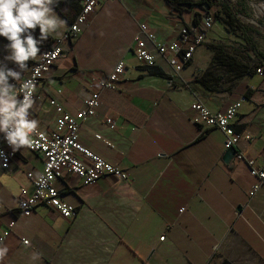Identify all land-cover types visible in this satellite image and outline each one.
<instances>
[{
    "label": "crops",
    "instance_id": "obj_1",
    "mask_svg": "<svg viewBox=\"0 0 264 264\" xmlns=\"http://www.w3.org/2000/svg\"><path fill=\"white\" fill-rule=\"evenodd\" d=\"M79 5L80 0H56L53 11L64 22L61 34ZM194 13L201 15V9L171 13L163 0L100 1L82 34L64 45L37 89L32 115L48 131L55 121L49 99L74 113L98 96L96 113L80 125L79 141L118 163L128 178L107 176L83 184L64 173L54 184L76 215L66 219L45 204L24 215L17 208L18 194L23 186L31 190L26 172L39 173L43 161L28 148L17 150L14 159L0 165V234L14 221L0 240V249H7L0 264H264V186L248 196L257 179L245 161L225 160L222 132L213 128L201 134L189 118L194 101L223 111L242 98L232 127L249 139L241 138L235 147L258 156L264 145V75L256 68L264 71V64L239 76L222 67L232 79H213L207 70L214 50L207 43L222 46L238 63L251 66L254 59L240 31L230 36L218 20L178 73L160 59L151 67L137 64L130 47L135 36L143 37L142 28L158 42L172 41L181 26H191ZM56 37L42 42L41 51ZM3 43L0 39V58ZM36 59L28 62L24 76ZM118 60L125 69L117 87L102 88L100 81ZM195 77L204 83L191 89L187 83ZM33 252L37 261L29 259Z\"/></svg>",
    "mask_w": 264,
    "mask_h": 264
},
{
    "label": "built area",
    "instance_id": "obj_2",
    "mask_svg": "<svg viewBox=\"0 0 264 264\" xmlns=\"http://www.w3.org/2000/svg\"><path fill=\"white\" fill-rule=\"evenodd\" d=\"M100 1L111 0H81L78 12L66 30L54 38L52 44L43 49L38 58L30 65L29 73L24 77H31L35 81L34 99L38 97L36 92L45 74L62 56L64 45L71 44L82 34ZM213 21L212 11L206 12L201 15L198 31L193 38H191L188 28L183 25L179 28L177 36L169 42L156 41L150 32L142 28L140 33L143 37L135 36L130 46L133 57L137 64L146 67L156 65L160 59L173 73H178L189 63L196 47L205 41L206 32L212 26ZM124 69L125 64L122 60L115 62L107 76L100 81V86L115 89ZM256 71L263 74L260 67L256 68ZM241 100L242 98L230 103L223 111L211 110L204 102L194 101L189 105L190 121L197 126L201 134L213 128L220 130L223 134L225 149L235 146L241 138L249 139L248 134L237 133L232 127ZM47 103L55 112L54 126L48 131L38 127V131L44 134V139L41 140L36 136L35 146L28 148L40 155L43 161L42 170L37 174L31 171L26 172L31 190L28 191L26 186L21 187L17 197V208L20 213L29 215L37 204H45L64 218L72 219L76 215L77 209L61 199L54 184L64 173L75 175L83 184L92 183L107 176L127 180L128 173L118 163L105 160L79 141L80 125L87 117L96 113L99 106L98 96L86 99L83 107L74 113L65 111L55 99H49ZM105 122L110 128L112 127L113 123L109 117L105 119ZM94 136L101 138L99 134ZM0 151L4 153V156L0 157V165L9 163L17 154V151L13 152L2 138H0ZM235 156L237 159L245 161L249 173L257 179L248 191V196H252L261 186H264V145L256 157L246 156L241 152H236ZM42 174L50 176L51 179L41 188L36 183V177ZM13 226L14 221H10L7 229L0 234V240L8 234ZM163 238L164 235L159 237L161 240ZM21 242L29 243L25 238H22Z\"/></svg>",
    "mask_w": 264,
    "mask_h": 264
},
{
    "label": "clouds",
    "instance_id": "obj_3",
    "mask_svg": "<svg viewBox=\"0 0 264 264\" xmlns=\"http://www.w3.org/2000/svg\"><path fill=\"white\" fill-rule=\"evenodd\" d=\"M56 0H0V39L4 55L0 58V138L13 152L35 146V137L44 139L38 131L33 93L35 81L24 77L29 61L41 53L40 45L50 35L59 36L64 22L54 13ZM14 65L9 67L8 63ZM0 151V157H3ZM46 174L38 175L41 188L50 181ZM7 249H0V255ZM29 259L37 261L33 252Z\"/></svg>",
    "mask_w": 264,
    "mask_h": 264
},
{
    "label": "trees",
    "instance_id": "obj_4",
    "mask_svg": "<svg viewBox=\"0 0 264 264\" xmlns=\"http://www.w3.org/2000/svg\"><path fill=\"white\" fill-rule=\"evenodd\" d=\"M81 1V0H80ZM165 4L168 6L169 11L171 13H175L180 15L186 7L197 6L201 10L206 12L212 11L213 19L218 20V15L222 12L225 15V19H222L223 22L233 27L236 30H239L242 34L244 40V49L251 50L254 59L251 62V66L248 64L238 63V61L230 55L225 54V50L222 49V46L207 43V46L214 50L213 54V65L224 67L226 70H231L235 72V76L250 74L252 72V68L256 66L257 63L264 64V55L256 49L252 42V32L247 24L240 20L237 12H236V4L233 0H163ZM80 6V5H79ZM201 15L199 13H194L191 21V26L184 25L188 28L190 34H193L192 29L197 27L200 23ZM212 71V65L209 67L207 72ZM212 73V72H211ZM264 75V71H263ZM216 79L218 77L214 76ZM199 83L203 85L204 79L202 77H195L192 81H189L187 85L191 89H195V85Z\"/></svg>",
    "mask_w": 264,
    "mask_h": 264
},
{
    "label": "rangeland",
    "instance_id": "obj_5",
    "mask_svg": "<svg viewBox=\"0 0 264 264\" xmlns=\"http://www.w3.org/2000/svg\"><path fill=\"white\" fill-rule=\"evenodd\" d=\"M233 1L236 4V12L240 20L253 29L251 37L254 46H256L258 50L264 52V0ZM202 14H206V11L201 10V15ZM222 19H225V15L220 12L218 15V21L225 25L228 35L238 37V32L235 31L236 29L226 25ZM212 73L214 76L217 75L221 79L224 78V80L232 79V77L225 75L222 67H218L215 64L212 66Z\"/></svg>",
    "mask_w": 264,
    "mask_h": 264
},
{
    "label": "water",
    "instance_id": "obj_6",
    "mask_svg": "<svg viewBox=\"0 0 264 264\" xmlns=\"http://www.w3.org/2000/svg\"><path fill=\"white\" fill-rule=\"evenodd\" d=\"M236 152H237V149H236L235 146L228 147L226 149V152H225V160H227V159L232 158L233 156H235Z\"/></svg>",
    "mask_w": 264,
    "mask_h": 264
}]
</instances>
